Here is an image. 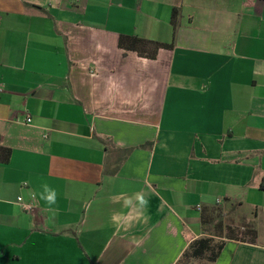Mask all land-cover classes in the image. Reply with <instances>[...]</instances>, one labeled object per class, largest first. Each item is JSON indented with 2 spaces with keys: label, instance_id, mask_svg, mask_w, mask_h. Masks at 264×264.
I'll return each instance as SVG.
<instances>
[{
  "label": "crops",
  "instance_id": "1",
  "mask_svg": "<svg viewBox=\"0 0 264 264\" xmlns=\"http://www.w3.org/2000/svg\"><path fill=\"white\" fill-rule=\"evenodd\" d=\"M0 86V264H264V0H0Z\"/></svg>",
  "mask_w": 264,
  "mask_h": 264
},
{
  "label": "trees",
  "instance_id": "2",
  "mask_svg": "<svg viewBox=\"0 0 264 264\" xmlns=\"http://www.w3.org/2000/svg\"><path fill=\"white\" fill-rule=\"evenodd\" d=\"M179 16H180V9L174 8L172 14V24L175 28V32L179 26ZM119 46L121 49L128 51V52H136L142 58H146L149 60H156L158 53L161 49H173L174 44L167 45L157 42H151L139 37H129V36H122L119 41ZM12 151L8 148H4L0 145V162L1 163H8L11 158ZM261 188L264 190V183L261 185ZM217 213L216 209L213 210H204L202 212V222H203V234L207 235V238H204L198 242L191 244V250L188 251L185 256H192L193 257H205L209 254L210 261H215L219 256L223 244L222 242L215 244L214 237H222L225 236H218L211 231V227L216 228L220 224H216L218 217L214 218L213 214ZM221 219V218H220ZM221 221V220H220ZM221 223V222H219ZM246 233L240 234V236L232 235L226 237L228 239H234L241 242H248V241H255L257 237V233L254 227L247 226L245 227Z\"/></svg>",
  "mask_w": 264,
  "mask_h": 264
},
{
  "label": "rangeland",
  "instance_id": "3",
  "mask_svg": "<svg viewBox=\"0 0 264 264\" xmlns=\"http://www.w3.org/2000/svg\"><path fill=\"white\" fill-rule=\"evenodd\" d=\"M216 211H217V213H214L213 216H214V218H216V216L218 217L216 224H220V225L217 226V229L211 227V231L214 234H216L218 236L220 235L223 237L224 236L229 237L232 235L240 236V234L246 233V230H242V227L244 226V224L246 222L245 219H243L242 217H238V218H233L231 216L225 217L222 215V212L220 209H216ZM219 222H221V223H219ZM220 242H222V241L220 239H218V240H216L215 244H218Z\"/></svg>",
  "mask_w": 264,
  "mask_h": 264
},
{
  "label": "clouds",
  "instance_id": "4",
  "mask_svg": "<svg viewBox=\"0 0 264 264\" xmlns=\"http://www.w3.org/2000/svg\"><path fill=\"white\" fill-rule=\"evenodd\" d=\"M44 191L41 193V199L45 200V202L48 205H53L56 203V191L55 189H52L47 185L46 183L42 185ZM136 199L139 201L141 205H146L147 201L144 199V197L140 194H137ZM126 204L131 203L130 200L125 201Z\"/></svg>",
  "mask_w": 264,
  "mask_h": 264
},
{
  "label": "built area",
  "instance_id": "5",
  "mask_svg": "<svg viewBox=\"0 0 264 264\" xmlns=\"http://www.w3.org/2000/svg\"><path fill=\"white\" fill-rule=\"evenodd\" d=\"M0 91H2L1 86H0ZM32 122V119L28 116L27 118V124H30ZM19 202H21V205L23 206V208L28 211V212H33L34 211V206H32L31 204H24L22 203V198L19 199Z\"/></svg>",
  "mask_w": 264,
  "mask_h": 264
}]
</instances>
